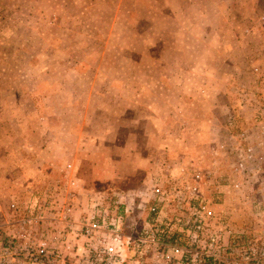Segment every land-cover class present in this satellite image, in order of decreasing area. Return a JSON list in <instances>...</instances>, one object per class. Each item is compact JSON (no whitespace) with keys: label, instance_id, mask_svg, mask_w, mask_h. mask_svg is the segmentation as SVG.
Returning <instances> with one entry per match:
<instances>
[{"label":"rangeland","instance_id":"1","mask_svg":"<svg viewBox=\"0 0 264 264\" xmlns=\"http://www.w3.org/2000/svg\"><path fill=\"white\" fill-rule=\"evenodd\" d=\"M172 1L0 0V204L6 211L0 232L9 225L13 229L12 221L23 216L12 213L13 203L30 206L49 195L52 212L65 211L72 222L92 216L101 204L109 209V199L135 209L153 185L161 184L182 191L189 201L195 191L193 207L209 206L226 217L227 256L232 258L235 248L241 253L255 239L261 242L253 234V188L245 185L237 192L217 185L223 178L219 174L229 177V172L213 156V147L226 140L230 114L212 104L223 98L229 112L241 109L239 94L249 86L242 84L240 71L255 59L253 42L243 33L255 24L264 41V22L257 19L264 1L254 10L244 3L243 18L236 20L241 22L238 36L227 48L237 65L224 68L230 89L212 91V104L203 105L207 94L200 93L193 76L186 89L201 95H195V107H173L177 93L156 90L160 73L176 67L173 21L178 19ZM190 2H174L181 5L175 14L184 21L193 15L186 8ZM210 8L209 21L219 32L218 12ZM175 142L184 149L173 150ZM153 153L159 155L155 172L143 163ZM196 170L216 171L214 183L193 184ZM75 176L79 182L73 186ZM186 208L182 203L169 216L186 215ZM144 210H134L140 225L149 221ZM14 238L0 235V257ZM8 256L31 264L24 256ZM0 261L8 264L9 259Z\"/></svg>","mask_w":264,"mask_h":264},{"label":"built area","instance_id":"2","mask_svg":"<svg viewBox=\"0 0 264 264\" xmlns=\"http://www.w3.org/2000/svg\"><path fill=\"white\" fill-rule=\"evenodd\" d=\"M261 20L264 22V17ZM246 73L251 80L249 88L239 94L241 109L230 114L227 138L213 147V156L224 162L229 172V177L224 172L219 174L223 177L217 183L219 187L230 186L237 192L243 191L245 185L253 188V234L261 242L255 239L241 253L235 248L233 257L227 256L226 217L217 215L209 206L193 207L195 191L190 192L193 199L189 201L182 191L156 184L135 209L109 199V209L101 204L98 212L76 223L68 221L67 213L61 211L77 241L71 262L49 246L46 233L35 235L46 214L53 211L52 198L46 195L43 202L25 207L13 203L12 213L23 214L18 223L22 238H16L5 254L24 256L31 264H264V64L254 61ZM215 174L216 171L196 170L193 184H213ZM78 182L76 176L71 178L73 186ZM176 197L181 203H176ZM182 203L187 214L169 216ZM144 208H148L149 221L140 225L136 222L140 215L136 216L134 210L138 214ZM5 213L0 204V223Z\"/></svg>","mask_w":264,"mask_h":264},{"label":"crops","instance_id":"3","mask_svg":"<svg viewBox=\"0 0 264 264\" xmlns=\"http://www.w3.org/2000/svg\"><path fill=\"white\" fill-rule=\"evenodd\" d=\"M190 1L192 2L188 3L186 8L188 9V11L193 12V15L189 16L191 18L186 21L180 19L178 15L175 14L179 10H182L181 5L179 3H174L175 0H173L170 4L174 13L173 16H177L178 19L177 21H173L175 26H177L175 37L177 38V43L175 44H177L178 47L175 48L172 52V58L174 59L173 64L176 67L166 71H162L160 74H162L163 79H161V84L156 86V90L162 89L163 91L169 90L172 91V93H177L175 99L172 98L173 100L171 101L173 102V107H179L182 104H184L186 107L196 106L197 103L194 102L196 100L195 95H198L199 97L201 95L199 93L188 94V91L186 89V87H189L190 83L192 82L193 76L196 80H198L196 84V86L198 85L197 88L200 89L201 87L200 93L201 91H205V93L207 94V99L205 97L206 95H202V98H204V100L201 98L203 105H205V103L207 102L209 104H212V91H217L219 93L223 92L224 90L228 91L230 89L227 88L228 85L226 84V80H230V76L228 75V70H224V68L234 67L235 65H237L236 59H231V57H229L227 48L231 43L229 42L231 38H235L236 36H238L237 33L239 32V25L241 24V22L239 24L236 20L243 18L242 8H244V3L247 2L250 9L254 10L255 8L261 6L264 0ZM210 6L211 8L214 7L212 12H218V23L222 28V30L219 32H217L216 27H214L212 22L209 21L210 13L208 11ZM238 14L241 16H239ZM234 17H236V19ZM263 17L264 6L261 7V14H259V17L257 16L258 21L263 22L261 20V18ZM255 18L256 16L253 19ZM253 25H247L244 29L245 31L243 34H247L244 37L253 42L251 43V47H253L251 54H254L255 56L254 61L259 60L264 64V41L260 39L259 30L256 29L255 24ZM235 40L238 44H241V42L237 41V38ZM218 49H220V53L218 52ZM249 67L250 65L248 66V68ZM223 70L224 72H222ZM232 70L235 69L233 68ZM240 73H242V84H245L244 86H250L251 79L249 78V76H247L246 70L243 69L242 71H240ZM164 78L170 81L171 84L166 82ZM184 91L186 96L183 95ZM179 93H181L182 95H180ZM209 96L211 97L209 98ZM160 100L165 105V99L162 98ZM168 106H171V104H168ZM212 106H215V110H217L219 113H233V111L231 110L229 112V103H225L223 98L220 99L219 102L217 101L215 105L212 104ZM231 107L233 108V106ZM229 118L230 115L228 117V122ZM160 137L164 138L161 134ZM212 147L213 145H211V149ZM179 148H181L180 150H182L183 147L175 142L173 150H177ZM180 154H182L181 151L178 152V155ZM186 155L187 154H185V156ZM158 158L159 155H154L153 153L151 157L146 159V162H143L145 169H152V171L155 172L157 170L155 168L157 166L156 163ZM151 162L154 163V168ZM30 185L33 186V183ZM73 214H75L76 216L79 215V213L76 212H74ZM67 216L69 217L68 214ZM45 217L46 220L42 225V230H38L35 235L37 237H40L42 234L46 233L48 235L47 238L49 246L53 250L55 249L54 251L58 254L67 257V260L71 262V260L75 259L77 245L73 229H71L69 225L64 222L63 212H50L47 213ZM71 220V223H76L79 221V218ZM6 223L8 225L9 221H6ZM18 223L19 221L17 220L12 221L11 224L13 226V229L12 227H10V225L8 228L4 227V230L3 232H0V235H2L3 238L7 236H14L15 238L21 239L22 236L19 233L20 231ZM5 224L4 226H7ZM7 248L8 247L2 250L4 256L6 255L5 251ZM4 256H1L0 258H3L4 260L9 259L8 264H19L18 258L13 259L12 256H8V258L5 259ZM20 264L23 263L20 262Z\"/></svg>","mask_w":264,"mask_h":264}]
</instances>
